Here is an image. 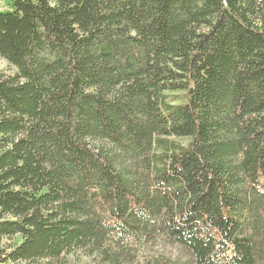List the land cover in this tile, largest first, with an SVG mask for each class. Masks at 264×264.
Masks as SVG:
<instances>
[{
  "label": "trees",
  "instance_id": "trees-1",
  "mask_svg": "<svg viewBox=\"0 0 264 264\" xmlns=\"http://www.w3.org/2000/svg\"><path fill=\"white\" fill-rule=\"evenodd\" d=\"M0 58V264H264V0H0Z\"/></svg>",
  "mask_w": 264,
  "mask_h": 264
},
{
  "label": "rangeland",
  "instance_id": "rangeland-1",
  "mask_svg": "<svg viewBox=\"0 0 264 264\" xmlns=\"http://www.w3.org/2000/svg\"><path fill=\"white\" fill-rule=\"evenodd\" d=\"M15 70L13 67L9 66L8 63L1 59L0 58V73H5V74H8V75H12L14 74ZM168 96V100L169 101H173V98H176L178 96V94H167ZM178 101H175V103L173 104H177ZM179 142H181L182 144H186V140H178ZM154 251H157V250H161L162 252L170 255V256H173V257H181L182 253H181V250L179 248H175V247H172V246H168V245H160V246H154L153 247ZM10 264H24V263H10Z\"/></svg>",
  "mask_w": 264,
  "mask_h": 264
}]
</instances>
